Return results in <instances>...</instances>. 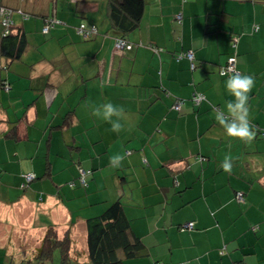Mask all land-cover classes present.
I'll return each mask as SVG.
<instances>
[{"label":"crops","instance_id":"obj_1","mask_svg":"<svg viewBox=\"0 0 264 264\" xmlns=\"http://www.w3.org/2000/svg\"><path fill=\"white\" fill-rule=\"evenodd\" d=\"M4 2L16 9L14 24L27 37L19 59L8 65L0 56V182L9 188H0V203L9 208V224L14 219L6 242L27 248L29 257L55 225L61 234L70 231L72 249L84 253L86 219L121 198L150 254L154 241L136 220L153 219L151 230L166 242L163 261L169 254L189 264H264V0H146L141 27L128 36L133 46L123 50L115 46L108 0ZM47 24L53 27L44 34ZM253 24L259 34H249ZM82 25L98 33L85 39ZM237 35V69L255 77L251 144L228 137L214 117V108L233 99L219 67ZM190 49L196 70L176 58ZM196 92L207 98L199 106L192 101ZM106 102L125 110L118 133L92 115L91 106ZM14 122L18 138H9ZM117 153L124 160L110 166ZM226 156L231 173L221 166ZM80 167L93 170L85 188L77 183ZM30 172L36 175L31 190L18 194L22 175ZM72 181L74 188L67 186ZM188 222L194 230H179Z\"/></svg>","mask_w":264,"mask_h":264},{"label":"trees","instance_id":"obj_2","mask_svg":"<svg viewBox=\"0 0 264 264\" xmlns=\"http://www.w3.org/2000/svg\"><path fill=\"white\" fill-rule=\"evenodd\" d=\"M244 1V0H243ZM248 2H255V0H246ZM261 0H256L259 2ZM146 6V0H108L107 5V16L110 22L111 31L115 35V44L119 41L126 43L124 49H129V45L132 47V43L129 42L128 36L139 29L142 24L144 10ZM14 8L7 6L4 0H0V25L2 28V33L0 36V56L8 61V65L14 60L19 59L25 52L27 47V37L26 32L23 28L18 27L14 24L12 15L14 13ZM54 20H52L53 22ZM53 25L47 24L44 27L43 33L49 34ZM45 28L48 30L45 31ZM81 28V27H80ZM78 28V30L80 29ZM85 28V27H84ZM260 25L253 24L250 28L251 35L260 33ZM91 29H85V32ZM96 33L85 36V33H79V35L85 39L91 38ZM241 36H233L230 38V48L231 53L225 64L219 67V74L221 77L228 78L234 73H241L237 69V55H238V44ZM160 50H158L159 52ZM162 51V50H161ZM178 61L182 59H187L190 61L191 70H196L198 65L196 64V56L194 50L181 51L176 54ZM233 62V63H232ZM233 65V70H231V65ZM7 68V67H6ZM5 68V69H6ZM224 71L227 74L221 75ZM2 89L9 92L11 87L7 80L2 81ZM203 96L204 98L197 102L195 97ZM192 101L195 105H200L202 102L207 101L206 96L203 93L196 92L193 94ZM173 108L176 111L181 110V104H175ZM19 119L18 121H20ZM18 123L14 122L13 127L7 134V137L18 138ZM260 138L264 139V127L260 128ZM50 163L46 165V170H49ZM80 174L77 183L85 188L88 186V178L93 173L92 169H86L80 167ZM82 171L86 173L85 181H82ZM9 174L8 172H6ZM35 173H26L22 175L23 182L19 185L18 189L22 190L23 193H27L31 190V183L35 180H30L28 177ZM1 175L4 174H0ZM49 175V172L47 173ZM67 186L74 188L76 182H68ZM41 194V193H40ZM42 195V194H41ZM42 200V198H41ZM237 200L239 202L244 201V194L238 193ZM10 225L11 228L12 221L4 222ZM188 223H183L178 226L179 230H194L193 227L188 228ZM87 231V250L84 253L79 251H74L72 249V239L70 231L65 230L62 234L59 233L58 228L55 225H50L45 230L44 236L41 238V243L37 247L31 256L23 260L22 264H54V259L56 252H58L59 264H126V261L133 258H138L149 248L145 244L142 237L138 236L131 227L130 219L127 217L125 212V206L121 198L116 199L111 203L108 208L102 212L100 215H96L86 219L85 222ZM9 234H5L3 231L0 232V240H9ZM169 242V241H168ZM170 243V242H169ZM86 258L85 262H81L82 258ZM170 262V256H169ZM164 263V261H163ZM155 264H159L156 261ZM178 264H189L188 261H179Z\"/></svg>","mask_w":264,"mask_h":264},{"label":"clouds","instance_id":"obj_3","mask_svg":"<svg viewBox=\"0 0 264 264\" xmlns=\"http://www.w3.org/2000/svg\"><path fill=\"white\" fill-rule=\"evenodd\" d=\"M85 25H82L84 27ZM227 73L222 71L221 75ZM255 87V77L252 75H240L234 73L226 81V89L233 97L224 108H214L216 122L224 129L228 137L238 139L251 144L257 136L255 126L250 122V94ZM92 115L111 124V131L120 132L123 125L121 120L126 119L122 106L106 102L102 105L91 106ZM125 158V154H113L109 158L110 166L119 167ZM225 172L231 173L233 169L232 157L226 156L222 162Z\"/></svg>","mask_w":264,"mask_h":264},{"label":"rangeland","instance_id":"obj_4","mask_svg":"<svg viewBox=\"0 0 264 264\" xmlns=\"http://www.w3.org/2000/svg\"><path fill=\"white\" fill-rule=\"evenodd\" d=\"M227 77V76H226ZM225 77V78H226ZM198 106V105H196ZM261 120V117L258 119V121ZM35 178V175H31L30 179L33 180ZM3 183V182H2ZM0 188H1V192H5L9 189L5 186H3V184H1L0 182ZM19 190V189H18ZM18 190L16 188H12L11 192L13 196H16L18 194H22L23 191L19 190V193L14 195V193ZM136 202H139V200H136ZM149 203L152 204L153 202L149 200ZM2 204L0 203V209L2 210V213H5V215H2L1 211H0V232H4L5 234H9V230L10 227L8 224H5L4 222L10 221V213L7 212V210H9V208H6V206H1ZM136 210H139L140 212H142L144 209L140 206L135 205V203L133 204ZM149 213H152L153 210L152 208H148L147 209ZM141 214V215H142ZM35 221L34 224L35 225H39V221L42 222L41 218V214L40 212H36L35 213ZM40 219V220H39ZM12 221H14V219H12ZM136 221H139V228L141 230H145L148 231L147 235L145 236L146 238H150V241H154V243L152 244V248L150 251H152V254H150V252L146 251V253H144L143 255H141L138 258H133V259H129L126 261V264H128V262L130 261H134L136 262V264H155V261L153 260V255L157 256V257H161L162 259L159 260V264H178L179 261L181 260L180 256H176V258L174 260H170L168 259L169 254L166 255V259L163 263V259L165 257V251H166V242L160 243L158 241H162V234L161 233H155L154 231L151 230V228H154V221L152 218H150L149 216H145L143 218L137 219ZM16 222V220H15ZM152 231V232H151ZM151 232V233H150ZM150 233V234H149ZM56 256L54 259V264H59V259H58V252H56ZM184 253V252H183ZM28 249L27 248H21V249H17L14 248L11 244L7 243L6 241H2L0 240V264H22L23 260L28 258Z\"/></svg>","mask_w":264,"mask_h":264},{"label":"built area","instance_id":"obj_5","mask_svg":"<svg viewBox=\"0 0 264 264\" xmlns=\"http://www.w3.org/2000/svg\"><path fill=\"white\" fill-rule=\"evenodd\" d=\"M47 30H48V29L45 28V31H47ZM78 31H79V33H85V36H88V35H90L91 33H92V34L96 33V28L93 27L90 31L85 32V28H84V27H81ZM125 45H126V43H124L123 41H119V42L116 43L115 46H116V49H118V50H123L124 47H125ZM128 47H129V49L131 48L130 45H129ZM232 63H233V62H232ZM233 65H234V64L231 65V70H233V68H234ZM203 98H204V97L201 96V95L195 97V99H196L197 102H200V100H202ZM81 173H82V181L84 182V181H85V175H86V173H85L84 171H82ZM28 178L30 179V176H29ZM30 180H31V179H30ZM187 226H188V228H191V227H193V223H189Z\"/></svg>","mask_w":264,"mask_h":264}]
</instances>
